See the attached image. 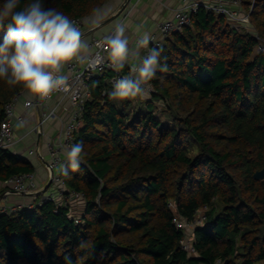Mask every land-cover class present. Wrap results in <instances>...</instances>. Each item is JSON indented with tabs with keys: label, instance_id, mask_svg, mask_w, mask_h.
<instances>
[{
	"label": "trees",
	"instance_id": "16d2710c",
	"mask_svg": "<svg viewBox=\"0 0 264 264\" xmlns=\"http://www.w3.org/2000/svg\"><path fill=\"white\" fill-rule=\"evenodd\" d=\"M109 1L42 3L84 20ZM242 5L255 31L200 6L190 25L162 39L168 71L157 72L152 99L141 97L132 116L139 97L110 100L111 72L90 80L74 141L83 142V163L62 175L66 194H85L81 221L67 199L39 196L34 208L0 211V264H264V179L254 176L264 169V0ZM25 91L0 79V126ZM156 99L167 104L164 118ZM35 172L29 158L0 148V183ZM204 208L191 255L173 219L194 220Z\"/></svg>",
	"mask_w": 264,
	"mask_h": 264
},
{
	"label": "clouds",
	"instance_id": "9594fccd",
	"mask_svg": "<svg viewBox=\"0 0 264 264\" xmlns=\"http://www.w3.org/2000/svg\"><path fill=\"white\" fill-rule=\"evenodd\" d=\"M6 34L0 43V79L10 87H22L30 94L46 98L66 85L64 67L81 59L88 45L76 22L56 8H45L42 0H30L21 6V0H3L0 3V29ZM141 26H137L140 32ZM126 25L117 24L113 33L105 38L108 57L112 66L130 74L117 78L108 93L113 101H124L148 95V86L157 72H167V57L162 49L151 48L146 55L151 36L143 32L134 48L126 36ZM163 61V62H162ZM98 82H93L97 87ZM23 122L17 125L22 127ZM66 162L56 172L68 175V169L78 171L84 159L83 142H76L65 149ZM81 241L80 247H87ZM66 264H71L70 258Z\"/></svg>",
	"mask_w": 264,
	"mask_h": 264
},
{
	"label": "built area",
	"instance_id": "2783aa9c",
	"mask_svg": "<svg viewBox=\"0 0 264 264\" xmlns=\"http://www.w3.org/2000/svg\"><path fill=\"white\" fill-rule=\"evenodd\" d=\"M183 4L174 11L172 18H167L157 24L156 30L150 35L151 40L148 45L147 52L153 47L161 45L162 39L173 32L180 31L183 27L190 25L192 22V14L198 10L200 6H204L207 10L214 11L217 14L225 15L228 21L235 27L236 24L243 26L250 25L251 15L250 12L244 9L242 0H182ZM76 22L80 31L83 28L84 20L79 17L72 19ZM239 28V27H237ZM115 29V28H114ZM114 29L107 34L94 38L89 44V51L81 54V59L68 63L63 69V75L66 77V85L59 91L52 93L49 97L35 99L27 98L24 101V106L30 108L36 106L41 109L40 120L37 125L28 130L24 136L30 133H36L38 136L44 135L45 125L52 119H57L62 123V127L58 132L56 139L47 138L45 140V147L49 154V159L46 163V169L49 173L50 186L45 193L39 192L40 185L37 182L35 174L25 173L15 175L3 184L7 188L3 193L6 198L11 194L16 195H34L35 199L40 203L42 200H51L61 203L62 199H67L71 203L75 199H83L85 194L81 191L71 190L66 194L67 189L62 174L56 172L57 167L66 162L64 156L65 149L74 144L75 131L82 124V111L85 102L91 97L89 82L92 78L100 76L106 72H111L110 83L122 76L129 75V72L123 70L117 71L111 64L108 57V52L105 44V38L113 33ZM264 49V48H263ZM152 85V82H150ZM149 85V86H150ZM60 96V100L54 107L48 106L50 99ZM21 94L9 102L5 106V117L0 126V148L13 149L20 139L16 136V127L18 124L25 123L23 114L16 111V103L18 102ZM64 99H68L73 105L74 110L68 120L61 119L59 107L62 105ZM30 154H35L41 159L45 157L40 151L39 143L36 147L30 150ZM35 202H21L14 204L0 205V211H16L18 209L27 207L34 208ZM169 206H173L172 201ZM176 206L174 205L173 208ZM204 209L200 210L194 220H189L179 213L174 216V223L178 228L188 232L182 239L181 245L183 250L191 255L197 253L194 245V230L197 225H200L205 220ZM76 221H81V216H75Z\"/></svg>",
	"mask_w": 264,
	"mask_h": 264
},
{
	"label": "crops",
	"instance_id": "0c3cea01",
	"mask_svg": "<svg viewBox=\"0 0 264 264\" xmlns=\"http://www.w3.org/2000/svg\"><path fill=\"white\" fill-rule=\"evenodd\" d=\"M207 1V0H202ZM124 9L123 6L126 4ZM183 4L182 0H110L100 10L95 12L90 17L84 19V25L81 30L82 38L87 43L88 47L82 51L81 54L89 51V44L94 38L101 37L114 29L117 24H125L130 44L129 46L134 48L136 42L143 34L148 32L150 35L156 30L157 24L167 18H172L174 11ZM115 16L113 19H110ZM137 26H141L140 32H137ZM147 48L141 49V55L147 54ZM129 68L128 66H126ZM27 98L35 99L36 96L25 91L21 94L18 102L16 103V111L19 114H23L25 117V123L22 127H16V136L20 139L23 137L17 145L12 149L23 156L29 158L36 167V178L39 185L43 186L42 193H45L50 186L49 173L46 169V163L49 159L48 151L45 147V140L58 136V132L62 127V123L57 119L50 120L44 127V135L38 136L36 133H30L26 136L25 133L38 124L40 120V112L36 106L26 108L24 101ZM60 96L53 97L47 103L48 106L54 107ZM74 110L73 105L68 99H64L62 105L59 107L61 119L68 120ZM39 143L40 151L45 157V160L41 159L35 154H30V150L34 149ZM66 158V153L64 154ZM1 184V183H0ZM10 197L0 196V205L29 202L35 199L34 195H16L11 194Z\"/></svg>",
	"mask_w": 264,
	"mask_h": 264
},
{
	"label": "rangeland",
	"instance_id": "374dc122",
	"mask_svg": "<svg viewBox=\"0 0 264 264\" xmlns=\"http://www.w3.org/2000/svg\"><path fill=\"white\" fill-rule=\"evenodd\" d=\"M235 27L236 28L239 27V28H237L238 30H245L246 29V30H250V31L251 30L255 31V29H253V26L251 24L250 25L248 24L247 26L236 24ZM260 39H261V43L258 46V49L259 50H263V48H264V39L261 38V37H260ZM152 93H153V86L150 85V86H148V95L146 97H142V99H149V100L152 99V96H151ZM140 98L141 97H139L137 100H135L133 102V104L131 105V108H130L131 116H132V114L134 113L135 110H139L138 107L141 104L140 103V101H141ZM155 103L157 105V109H156L157 113H161V117H163V118L166 117L167 116L166 115V108H167L166 102H164L161 99H156ZM144 110H146V109L144 108ZM195 153H196V147L193 146L191 148V154H195ZM39 187H40V191L39 192H42L43 191V186L40 185ZM6 189L7 188L4 186V184L1 183L0 184V191H2V194L6 191ZM24 196H27V195H24ZM8 197H10V196H8ZM8 203L11 204L10 201ZM84 203H85V201L83 199H75V200H73L71 202L72 214L75 215V216H79L80 217V215H82V213L84 211ZM172 203H173V206H171V207L173 208L175 204H174L173 201H172ZM219 264H222V263L220 262Z\"/></svg>",
	"mask_w": 264,
	"mask_h": 264
},
{
	"label": "water",
	"instance_id": "95a60500",
	"mask_svg": "<svg viewBox=\"0 0 264 264\" xmlns=\"http://www.w3.org/2000/svg\"><path fill=\"white\" fill-rule=\"evenodd\" d=\"M126 5H127V3L124 4V6H123L122 9H124V8L126 7ZM114 17H115V16H112L110 19H113ZM254 176H255V178L258 179V180H262V179H264V169H261V170L257 171V172L255 173Z\"/></svg>",
	"mask_w": 264,
	"mask_h": 264
}]
</instances>
